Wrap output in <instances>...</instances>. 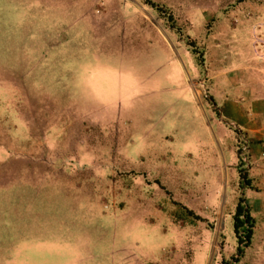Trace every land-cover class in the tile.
Returning <instances> with one entry per match:
<instances>
[{"label": "rangeland", "instance_id": "obj_1", "mask_svg": "<svg viewBox=\"0 0 264 264\" xmlns=\"http://www.w3.org/2000/svg\"><path fill=\"white\" fill-rule=\"evenodd\" d=\"M250 100L264 0H0V264H239Z\"/></svg>", "mask_w": 264, "mask_h": 264}, {"label": "crops", "instance_id": "obj_2", "mask_svg": "<svg viewBox=\"0 0 264 264\" xmlns=\"http://www.w3.org/2000/svg\"><path fill=\"white\" fill-rule=\"evenodd\" d=\"M180 87L179 92H182L188 99L184 100V105L177 106L175 109L178 114H182L183 116L186 113L191 114V119L193 120L190 124L178 123L183 126L185 130L193 132L196 129V123L194 121L203 125V119L202 116H200V111L195 101V94L190 85L183 84ZM174 91L178 93L176 89ZM229 104L231 105V103ZM256 105V102L250 100L243 106L245 110L243 111L244 118L242 120V129L251 140L252 145L249 153V167L247 171L249 184L242 194L244 200L242 206L252 220L253 234L250 244L245 248L239 264H264V116H261L260 113L257 112ZM233 106L234 105L231 107L233 108ZM230 114H232L231 119L234 120L235 111L231 110V113H228V118ZM198 116L199 118H197ZM220 129H222V134L225 133V129L223 130L218 124L215 131V153L220 151L221 144L225 138L223 135L221 136ZM226 136L228 145L230 146V144H233V135L228 131ZM230 137L231 142H229ZM215 199V201H217L215 202L216 204L218 203V198ZM226 201L227 200L223 202L224 209L226 208ZM237 207L238 202H235L230 208L231 214L235 215Z\"/></svg>", "mask_w": 264, "mask_h": 264}, {"label": "trees", "instance_id": "obj_3", "mask_svg": "<svg viewBox=\"0 0 264 264\" xmlns=\"http://www.w3.org/2000/svg\"><path fill=\"white\" fill-rule=\"evenodd\" d=\"M242 203H243V200H240V203L238 204V207H237V210H236V214H235V217H234V219H235V232H236L237 235H238V232H239V228L241 226H243L244 223H245V222H243V220L241 218L242 217V214L244 212H246L244 210L243 206H242ZM246 220L252 226V228L248 231V242H247V245H249L250 244L251 237H252V234H253V224H252V220H251V218H250V216H249L248 213H247V216H246ZM241 243H242V241L239 240V244H241ZM238 252L239 253H242V248L239 247L238 248Z\"/></svg>", "mask_w": 264, "mask_h": 264}]
</instances>
